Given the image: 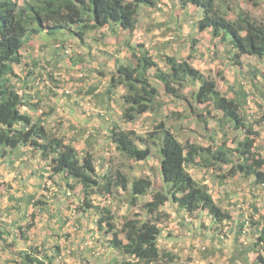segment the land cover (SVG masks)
Wrapping results in <instances>:
<instances>
[{"label": "trees", "instance_id": "1", "mask_svg": "<svg viewBox=\"0 0 264 264\" xmlns=\"http://www.w3.org/2000/svg\"><path fill=\"white\" fill-rule=\"evenodd\" d=\"M176 2L179 9L193 8L189 16L195 17L197 31H208L211 39H218L233 65L241 66L242 56L264 59V20L252 17L248 10L231 0ZM247 2L253 7L264 4V0ZM157 5L158 0H0V149L14 150L21 144L27 145L46 161L50 177L59 175L71 190L78 185L81 187L83 197L79 211L92 208L97 212V229L110 234L109 246L121 255L111 264L175 263L176 256L158 246L160 224L169 217L164 209L167 202L191 217L204 210L215 223L230 219V213L214 201L207 185L193 178L190 167L203 168L219 182L238 175L264 185V155L255 147L259 133L246 119L244 105L248 95L242 87L228 97L218 90L215 79L205 77L187 58L151 54L142 43L130 44L129 40L125 43L129 58L115 63L102 94L104 102L109 104L117 88L125 90L119 97L122 122H134L146 113L157 119L163 102L159 88L152 84L153 78L162 85L166 95L175 98L182 97L180 92L184 87L195 86V103L221 113L218 118L221 130L231 124V130L239 132L231 140L225 132L226 137L221 141L212 139L207 145H201L188 140L181 142L163 122H158L147 134L114 122L108 136L121 156L135 162L145 161L151 155L152 145L157 147L162 181L158 188H153L149 176L129 181L120 171L107 170L99 174L91 152L79 154L56 129L47 128L40 119L34 120L21 112L23 95L12 81L13 66L21 63L20 50L29 39L40 31L52 38L69 33L80 42L90 33L92 38L96 37L102 28L109 29L115 37L119 29L131 34L138 26L141 10L158 8ZM104 36L101 33V39ZM194 42L192 37L190 45ZM159 59L165 65L163 68ZM255 72L256 69H252V74ZM117 191H128L125 201L129 206H136L140 197L149 195L142 204L145 215L136 212L122 216L118 225L109 206L93 204L91 195L106 199ZM31 226V222L26 225ZM19 228L18 238L21 236L25 241L22 227ZM4 234L9 235L6 228L0 229V240ZM254 245H264V226ZM38 249L27 246L20 250L13 264H54L58 251L47 257Z\"/></svg>", "mask_w": 264, "mask_h": 264}, {"label": "rangeland", "instance_id": "2", "mask_svg": "<svg viewBox=\"0 0 264 264\" xmlns=\"http://www.w3.org/2000/svg\"><path fill=\"white\" fill-rule=\"evenodd\" d=\"M19 1L21 2L22 0ZM231 1L242 9L248 10L251 16L257 20H264V4L259 7H253L249 5L247 0ZM157 7L149 11V16L142 14V18L144 19V21H142L143 19L141 20V24L143 23L142 27L148 21V17H150L154 22L153 30L151 32L140 31L141 25L137 29V33H139L141 39L146 43L148 42L147 47L149 50L152 52L156 50L152 48V42H162L165 39L171 40L174 49L165 50L168 55H173V57L178 59L187 58L188 62L205 77L215 79L218 90L228 97L233 96L234 91L242 87L245 92H248L249 98L247 112H245L247 121L253 125H256L255 123H258V121L262 122L264 110L260 109L259 106L264 105V100L261 99V95L258 92L264 90V78L259 70L261 69L264 73L263 59L242 56L240 58L241 66H235L228 58V55H226L223 45L218 42V39H211L208 31H197L194 25L195 17L189 16L193 12V8L179 9L176 0H158ZM105 36L104 41L106 43L111 39L118 38L111 31H109V35ZM121 36V41L126 40V37ZM72 37L74 36L69 33L57 34L55 37L57 40L56 44H60V46L55 47L56 44L53 43V40H50L51 45L49 44V48L47 45H43L37 51L30 53L33 57H26L23 60L24 64L22 67L14 65L15 71H21L19 68L29 70L30 59H37L38 65L34 68L39 72L42 71L45 74L44 70L46 69L52 72H59V81L53 79L58 84H52L51 78L43 77V81L46 82H43L44 85L50 84L52 88L54 87L58 100L63 97H65L64 100H68L66 95L70 96L72 93L70 88L65 87L67 81L64 76L69 73L71 65L77 64H72V59L78 54L77 50L79 48L76 43L77 41L71 39ZM192 37L195 42L193 45H190ZM131 38H134L135 42L137 40L136 34L130 35L129 41ZM61 42H64V45ZM114 42L116 43L117 41ZM90 43H92L91 40ZM62 46H64L63 49ZM108 46L113 53L121 51L119 48L117 50L113 48L111 43ZM48 49L56 51L52 56V60L55 59L56 54L57 56H61L57 60L60 65L51 60ZM64 50H68V53H65ZM188 54L191 57H188ZM158 62L162 68L165 66L160 59ZM252 69H256L257 71L252 74ZM151 80L152 84L159 88V98L163 102L161 109L157 111V119H154L150 113H146L134 122H122L120 120V113L115 112V108H120L119 97L125 92L120 87L116 89L113 100L109 103L112 105L114 122L121 124L124 128H132L139 134H147L154 129L158 122H163L167 128L174 132L181 142L188 140L201 145H207L212 139L214 142L221 141L226 137L225 132L227 133L228 140H231L234 134H239V132L231 130V124L225 125L223 130L220 129L218 118L221 113L219 111L212 107L195 103L193 98L195 86L184 87L180 92V96L182 97L175 98L171 95H166L162 89V85L158 81L153 78ZM12 81H14V78H12ZM40 81L39 77V82L36 83L37 87L41 85ZM85 87L86 84L82 89L85 90ZM57 89H61V91L59 92ZM256 89H259V91ZM80 92L83 93L82 90ZM77 95L82 96L83 94L77 93ZM258 100L261 102L260 105L256 104ZM82 101L85 103L84 99ZM260 133L262 134L261 130ZM258 140L260 142L261 138ZM229 144L233 145L230 142ZM95 155V163L99 174L106 173L107 170L111 172L120 171L129 178V181L140 176H149L153 181L154 189L162 184L159 172L160 155L155 145H152L151 155L145 161L135 162L121 156L115 150L114 145L108 141L100 143ZM188 170L194 179L201 181L207 178L209 188L212 191L216 189L215 181L209 176L210 174L205 173L203 168L190 167ZM22 175L21 173L19 176H15V179L11 181L0 178V229L6 228L9 234L8 236L6 234L2 235L3 239L0 240V264H13V260L18 259L17 253L27 246L39 248L38 250L47 257L54 256V252L56 254L58 251L53 261L54 264H111L114 259L121 258V255L109 246L108 240L110 234H104L97 229V212L92 208L85 212L79 211L83 197L81 187L78 185L71 192V189L66 185V181L59 175L53 177L47 176L41 179V183L45 184V186L42 190H38L40 193L38 194L37 192L36 203L33 205L32 211L28 213V210H26L25 215H23L20 206L17 207L16 201H11L7 197L8 194L16 195L18 189L12 184L15 185L16 180L23 181ZM125 197L128 198V191H117L116 194L106 199L91 195L94 205L110 207L111 212L115 216V223L118 225L122 221V216L136 212L140 216H144L145 212L142 204L150 198L149 195L142 196L139 198L136 206H129L127 201H125ZM166 208L167 210L171 209L170 207ZM203 215L200 217L201 220L203 219ZM14 218L16 219L14 221L16 224L11 225L9 220H14ZM204 221H206V218ZM28 222L32 223L31 228L26 227ZM20 226L26 236L25 241H23L21 236L18 238L21 231ZM185 228L181 230L185 231V235L191 238L194 233L192 226ZM3 240H5V244ZM5 245L9 247L3 250L2 247ZM55 246H58L59 250L55 249Z\"/></svg>", "mask_w": 264, "mask_h": 264}, {"label": "crops", "instance_id": "3", "mask_svg": "<svg viewBox=\"0 0 264 264\" xmlns=\"http://www.w3.org/2000/svg\"><path fill=\"white\" fill-rule=\"evenodd\" d=\"M150 10V8L145 7L141 10L138 26L131 34L119 29L117 31L119 32L118 38H115L117 40L111 39L106 43L104 41L106 36L101 39V34H97L96 37L92 38L90 37L91 33L84 37L83 42H80L78 38H71L77 41L79 48L78 54L72 59V64H77L71 65L69 73L64 76L67 81L65 87L70 88L72 93L70 96L66 95L68 100H64L65 97L58 100L54 87L52 88L50 84L44 85L43 77L51 78L52 84H58L53 79L59 81V72H52L49 69L44 70L45 74L42 71L39 72L34 68L38 65L37 59H30L29 70L19 68L21 71L16 72L14 69L13 82L18 92L23 95L21 112L29 114L34 120L40 119L47 128L56 129L65 137L66 141L74 145L79 154L89 151L94 154L95 160V153L100 143L108 141L112 144L108 136L109 129L114 123L112 105L104 102L106 101L104 98L102 99V94L107 87V79H109L117 61L123 62L129 58V51L125 43L128 42L130 35L136 34L137 37L135 42L134 38H131L130 44L142 43L149 49L147 47L148 42L146 43L141 39L137 29L141 25L140 31L151 32L153 30L152 18L148 17V21L143 27V23L141 24L142 14L149 16ZM109 31L107 28L101 29V33L104 35H109ZM121 35L127 40L121 41ZM50 40H53L54 44L57 43L56 38H51L44 31L37 33L20 50L21 63L16 65L22 67L23 60L28 56V58L33 57L30 53L37 51L43 45H47L49 48ZM109 43L113 48L116 50L119 48L121 51L113 53L108 46ZM172 43L171 40L167 39L162 42H152V48L156 50L149 51L151 54L168 55L165 50L174 49ZM56 46H60V44H56ZM48 51L52 60L56 51L54 49H48ZM188 57L191 56L188 54ZM60 58L61 56L56 54L52 61L59 64L57 60ZM259 70L264 78L263 71ZM39 77L41 85L37 87L36 83L39 82ZM85 84L86 87L83 90L82 87ZM57 90L61 91V89ZM81 90L83 93L80 92ZM256 90L259 91V89ZM77 93L83 95L80 96ZM258 93L264 100V90ZM246 94L248 95V92ZM82 99L85 100V103ZM248 99L247 96L244 105L245 112H247ZM256 104L260 105L261 102L258 100ZM259 107L264 110V105ZM115 112L120 113V108H115ZM255 124L254 128L259 131L255 147L264 155V119ZM259 138H261L260 142ZM48 168L46 161L40 157L39 153L32 151L27 145L21 144L14 150L0 149V178L11 181L15 179V176L23 174V181L16 180L15 185L12 184L18 189L16 195L8 194L7 196L11 201H16V205L17 207L20 206L23 215H25L26 210L28 213L32 211L33 205L36 203L37 192L40 193L38 190H42L45 186L41 183V179L50 177ZM211 177L216 185V189L213 191L209 188L207 178L201 181L209 188L214 201L230 213V219L219 224L215 223L204 210L191 217L175 204L167 202L164 209L169 217L160 224L159 248L171 251L176 256L174 264H255L256 262L264 264V245H254L261 228L264 226V185L254 184L252 179L238 175L233 178H226L223 182H219L214 175ZM166 207L171 209L167 210ZM202 215L203 219L201 220ZM205 218L206 221H204ZM14 221H16L15 218L9 220V223L15 225L16 222ZM190 226L194 231L191 238L185 235V231L181 230Z\"/></svg>", "mask_w": 264, "mask_h": 264}, {"label": "built area", "instance_id": "4", "mask_svg": "<svg viewBox=\"0 0 264 264\" xmlns=\"http://www.w3.org/2000/svg\"><path fill=\"white\" fill-rule=\"evenodd\" d=\"M65 53H68V50H64ZM255 264H261L260 262H256Z\"/></svg>", "mask_w": 264, "mask_h": 264}]
</instances>
